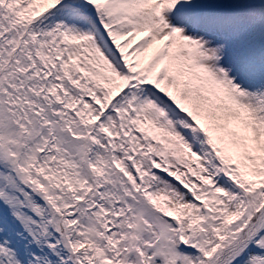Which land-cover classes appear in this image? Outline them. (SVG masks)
<instances>
[{
    "label": "snow or ice",
    "instance_id": "snow-or-ice-1",
    "mask_svg": "<svg viewBox=\"0 0 264 264\" xmlns=\"http://www.w3.org/2000/svg\"><path fill=\"white\" fill-rule=\"evenodd\" d=\"M0 264H264V0H0Z\"/></svg>",
    "mask_w": 264,
    "mask_h": 264
}]
</instances>
